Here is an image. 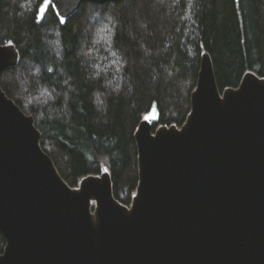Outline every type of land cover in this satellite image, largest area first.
I'll use <instances>...</instances> for the list:
<instances>
[{
    "label": "water",
    "instance_id": "water-1",
    "mask_svg": "<svg viewBox=\"0 0 264 264\" xmlns=\"http://www.w3.org/2000/svg\"><path fill=\"white\" fill-rule=\"evenodd\" d=\"M118 1L50 0L63 26L86 2ZM19 61L0 45V75ZM191 103L182 128L154 131L157 105L142 118L126 206L108 169L72 188L0 85V264H264V78L221 92L203 52Z\"/></svg>",
    "mask_w": 264,
    "mask_h": 264
},
{
    "label": "trees",
    "instance_id": "trees-1",
    "mask_svg": "<svg viewBox=\"0 0 264 264\" xmlns=\"http://www.w3.org/2000/svg\"><path fill=\"white\" fill-rule=\"evenodd\" d=\"M45 0H0V45L17 66L0 85L42 133L41 146L76 188L108 169L131 206L139 184L137 128L154 105L160 126L182 128L203 52L221 92L248 72L264 78V0L86 2L65 26ZM6 241L0 233V254Z\"/></svg>",
    "mask_w": 264,
    "mask_h": 264
},
{
    "label": "snow or ice",
    "instance_id": "snow-or-ice-1",
    "mask_svg": "<svg viewBox=\"0 0 264 264\" xmlns=\"http://www.w3.org/2000/svg\"><path fill=\"white\" fill-rule=\"evenodd\" d=\"M52 6H53V5H52V3L50 2V0H45V3H44L43 5H41V7H40L39 10H38V15H39L40 13H43V15H41V17H40L41 19H43L44 16L47 15V11H48L49 9H51ZM60 22L63 23L64 21L61 20ZM145 119H148V117L146 116ZM105 171H107V170H105Z\"/></svg>",
    "mask_w": 264,
    "mask_h": 264
},
{
    "label": "rangeland",
    "instance_id": "rangeland-1",
    "mask_svg": "<svg viewBox=\"0 0 264 264\" xmlns=\"http://www.w3.org/2000/svg\"><path fill=\"white\" fill-rule=\"evenodd\" d=\"M95 206H96V203L94 204L93 210H94Z\"/></svg>",
    "mask_w": 264,
    "mask_h": 264
},
{
    "label": "bare ground",
    "instance_id": "bare-ground-1",
    "mask_svg": "<svg viewBox=\"0 0 264 264\" xmlns=\"http://www.w3.org/2000/svg\"><path fill=\"white\" fill-rule=\"evenodd\" d=\"M92 204H94V203H92Z\"/></svg>",
    "mask_w": 264,
    "mask_h": 264
}]
</instances>
